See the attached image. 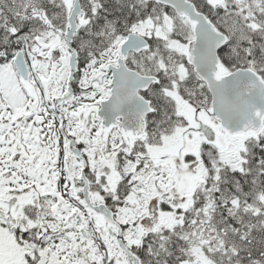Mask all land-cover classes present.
<instances>
[{"label": "snow or ice", "instance_id": "6c2138e0", "mask_svg": "<svg viewBox=\"0 0 264 264\" xmlns=\"http://www.w3.org/2000/svg\"><path fill=\"white\" fill-rule=\"evenodd\" d=\"M0 264H264V0H0Z\"/></svg>", "mask_w": 264, "mask_h": 264}]
</instances>
